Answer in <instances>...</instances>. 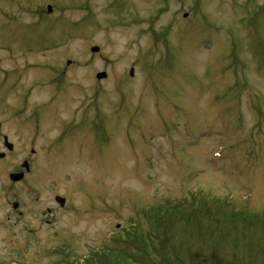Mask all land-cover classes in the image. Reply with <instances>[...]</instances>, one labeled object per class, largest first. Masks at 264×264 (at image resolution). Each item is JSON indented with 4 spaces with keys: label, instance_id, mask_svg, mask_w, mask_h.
I'll return each mask as SVG.
<instances>
[{
    "label": "rangeland",
    "instance_id": "obj_1",
    "mask_svg": "<svg viewBox=\"0 0 264 264\" xmlns=\"http://www.w3.org/2000/svg\"><path fill=\"white\" fill-rule=\"evenodd\" d=\"M262 10L264 0H0V121L26 128L12 165L26 147L36 154L24 187L10 189L0 167V264L155 244L150 214L167 200L264 216ZM257 229L219 248L223 264H264Z\"/></svg>",
    "mask_w": 264,
    "mask_h": 264
},
{
    "label": "trees",
    "instance_id": "obj_2",
    "mask_svg": "<svg viewBox=\"0 0 264 264\" xmlns=\"http://www.w3.org/2000/svg\"><path fill=\"white\" fill-rule=\"evenodd\" d=\"M263 12L260 11L258 16ZM253 34L259 39L256 21ZM162 41L167 45L165 37ZM231 61V66L240 64L234 50ZM234 75L237 78L236 72ZM238 87L237 78L231 88ZM257 112L262 117L260 110ZM198 197L177 202L167 200L153 209L155 211L150 216L155 244H105L82 258V262L63 258L51 264H223L219 248L223 244H231L233 249H238L240 241L249 239L247 233L257 228V236H253L254 248L257 254L258 250L264 249V216L246 209L236 211L223 201L218 203ZM204 247L210 248L211 252L203 253L201 249ZM261 258L264 261V252Z\"/></svg>",
    "mask_w": 264,
    "mask_h": 264
},
{
    "label": "flooded vegetation",
    "instance_id": "obj_3",
    "mask_svg": "<svg viewBox=\"0 0 264 264\" xmlns=\"http://www.w3.org/2000/svg\"><path fill=\"white\" fill-rule=\"evenodd\" d=\"M3 83V82H1ZM24 98V97H22ZM24 109V106H22ZM12 117H17L19 115H24L23 113H15V110L11 112ZM19 119L18 121H20ZM12 125L11 123L7 121H0V167L2 168L1 172L6 177L8 181V186L10 189H12L15 185H21L24 187L25 182L31 176L32 170H33V157L36 155L34 149H26L22 153V158L20 161L12 165V155L16 151V144L13 142V135L15 133L22 134V132L26 131L25 126L23 125V129L19 131L17 127H15L14 133H12ZM16 126V125H15ZM16 136V135H15ZM27 145V142H24ZM29 154V155H28ZM27 163V168L25 170L22 169L21 165L22 163ZM23 173V177L19 182H11L9 181V175L11 174H20ZM25 190L28 191V188L25 187ZM37 199V197L35 198ZM16 204H18L16 202Z\"/></svg>",
    "mask_w": 264,
    "mask_h": 264
},
{
    "label": "water",
    "instance_id": "obj_4",
    "mask_svg": "<svg viewBox=\"0 0 264 264\" xmlns=\"http://www.w3.org/2000/svg\"><path fill=\"white\" fill-rule=\"evenodd\" d=\"M47 12H48V13L51 12V7H50V6L47 7ZM90 51H91L92 53H97V52L99 51V48L96 47V46H94V47H91ZM129 74H130V76L133 75V69H130V70H129ZM104 78H106V73H104V72H102V73H98V74L96 75V79H98V80H100V79H104ZM26 166H27V164L24 163V164H23V167L25 168ZM21 178H22V174L11 175V176H10V179H11L12 181H14V182L20 180ZM55 200H56V202L59 203V205H60L61 207H63V203H64V199H63V198L57 196V197H55ZM15 207H16V204H14L13 208H15Z\"/></svg>",
    "mask_w": 264,
    "mask_h": 264
}]
</instances>
